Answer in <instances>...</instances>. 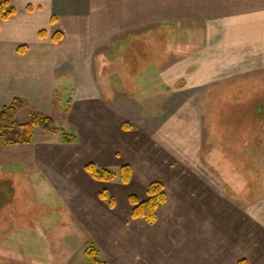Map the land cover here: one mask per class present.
Here are the masks:
<instances>
[{
    "label": "crops",
    "instance_id": "0c3cea01",
    "mask_svg": "<svg viewBox=\"0 0 264 264\" xmlns=\"http://www.w3.org/2000/svg\"><path fill=\"white\" fill-rule=\"evenodd\" d=\"M9 1L16 13L0 21V109L15 97L37 110L52 106L56 76L69 74L75 89L68 124L75 140L66 145L80 148L72 152L80 164L92 146L91 162L115 174L97 181L80 167L70 178L55 179L74 236L86 235L82 249L96 247L107 264H264V157L258 178L223 182V168L235 177L239 169L228 170L222 161L208 168L198 125H172L176 110L196 98L192 88L208 83L217 69L264 68V0ZM56 31L62 37L54 42ZM128 34L150 42L154 52L138 46L126 56ZM22 45L24 52L18 51ZM120 67L132 70L129 81L137 89L119 84L108 99L98 86L99 70ZM158 84L171 103L152 111L141 101L157 93ZM180 100L189 102L173 109ZM180 126L188 131L184 140ZM122 165L132 168L127 183L120 181ZM246 165L253 177L255 160ZM155 180L166 192L156 220L132 218L129 196L144 200ZM102 190L112 206L100 198ZM65 240L61 235V246L69 248Z\"/></svg>",
    "mask_w": 264,
    "mask_h": 264
},
{
    "label": "rangeland",
    "instance_id": "374dc122",
    "mask_svg": "<svg viewBox=\"0 0 264 264\" xmlns=\"http://www.w3.org/2000/svg\"><path fill=\"white\" fill-rule=\"evenodd\" d=\"M128 35L130 49L126 48V56L133 55V47L138 46L144 53L145 50L153 51L150 42L140 44V40L132 39V34ZM117 62L123 67L124 63ZM122 67L99 70L98 86L108 99L114 97V91L120 88L119 84L122 86L127 83L125 88L128 91L134 87L137 89L134 81H129L132 70ZM108 74L112 82L110 91L104 81ZM71 78L66 73L56 76L52 106L37 110L22 100L23 104L17 108L13 120L25 123L31 111L36 110L52 117L57 127L68 132L73 130L68 124L69 104L70 99L73 101L75 89ZM157 88V93L147 101H141L143 105L149 103L152 106L149 110L152 111L171 103L164 100L167 95L165 86L160 84ZM193 91L196 92V98L190 101V105L176 110L172 125L178 126L179 121L183 120L190 122V129L198 125L200 156L208 168H215L216 163L222 161L228 170L234 167L239 169L240 177H235L223 168L220 171L223 182L226 179L236 182L258 178L262 169L257 163L264 157V68L238 71L217 69L216 76L206 84L194 86ZM188 102H175L173 109ZM190 109L194 110L193 116L188 114ZM177 132L182 140L185 139V132L187 137L188 131L183 126ZM193 134L194 131H191ZM42 142L50 144L43 145ZM91 148L86 149L88 154L79 159L82 162L80 164L72 155L74 150L80 149L78 146L72 151L66 143L61 142L58 134L41 127L34 128L32 141L28 144L6 145L0 141V264H91L83 252L85 249H82L86 235H81V238L74 236L73 224L64 213L66 203L57 195L54 186L60 174L70 178L72 174H77L80 167L94 159L95 152ZM253 160L256 165L252 177L251 171H246V164ZM118 173L120 176V171ZM239 189H246L245 184L240 185ZM109 198L105 200L108 202ZM63 220L68 222L69 229L59 228V222ZM61 235L68 237V241H65L70 249L61 246Z\"/></svg>",
    "mask_w": 264,
    "mask_h": 264
},
{
    "label": "trees",
    "instance_id": "16d2710c",
    "mask_svg": "<svg viewBox=\"0 0 264 264\" xmlns=\"http://www.w3.org/2000/svg\"><path fill=\"white\" fill-rule=\"evenodd\" d=\"M16 13L15 7L9 0H0V21H6ZM54 19H51L53 23ZM45 31L39 32L40 36H44ZM62 34L56 31L52 40L57 42L61 39ZM25 45L19 46L18 51L24 52ZM23 101L21 98L15 97L9 104L3 105L0 109V141L6 145L28 144L32 141L34 128L41 127L42 129L58 134L62 143H71L75 140V134L65 131L63 128L57 127L52 117L38 112L31 111L29 120L25 123H17L13 120V116L17 108L21 107ZM122 127L127 129L131 126L123 122ZM84 169L91 177L97 181H112L114 172L98 167L93 162H88L84 165ZM132 168L130 165H122L120 167V180L122 183L129 181ZM100 198H108L105 190L99 193ZM129 202L132 205L130 216L135 219H142L148 223H153L157 218L158 208L166 201V192L164 185L158 181H151L146 187V198L139 200L135 195L129 196ZM110 206L113 205V199L109 198ZM85 255L89 258L91 264H107L100 255L96 247L89 245L85 250Z\"/></svg>",
    "mask_w": 264,
    "mask_h": 264
}]
</instances>
